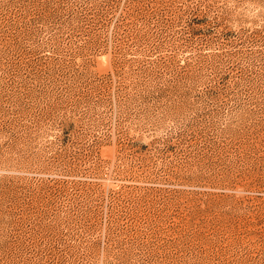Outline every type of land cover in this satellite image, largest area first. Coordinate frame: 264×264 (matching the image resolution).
Listing matches in <instances>:
<instances>
[{
	"label": "rangeland",
	"instance_id": "374dc122",
	"mask_svg": "<svg viewBox=\"0 0 264 264\" xmlns=\"http://www.w3.org/2000/svg\"><path fill=\"white\" fill-rule=\"evenodd\" d=\"M0 264H264V0H0Z\"/></svg>",
	"mask_w": 264,
	"mask_h": 264
}]
</instances>
